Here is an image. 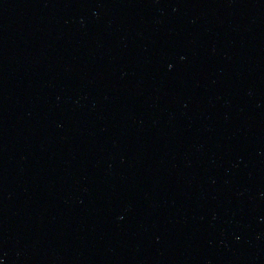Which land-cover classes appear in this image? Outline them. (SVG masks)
<instances>
[{
    "label": "water",
    "instance_id": "water-1",
    "mask_svg": "<svg viewBox=\"0 0 264 264\" xmlns=\"http://www.w3.org/2000/svg\"><path fill=\"white\" fill-rule=\"evenodd\" d=\"M0 264H264V0H0Z\"/></svg>",
    "mask_w": 264,
    "mask_h": 264
}]
</instances>
